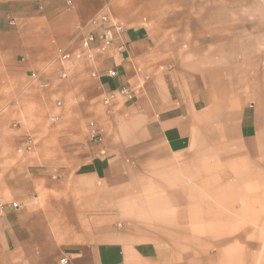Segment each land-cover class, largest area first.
<instances>
[{
    "label": "crops",
    "instance_id": "obj_1",
    "mask_svg": "<svg viewBox=\"0 0 264 264\" xmlns=\"http://www.w3.org/2000/svg\"><path fill=\"white\" fill-rule=\"evenodd\" d=\"M62 258L264 264V0H0V264Z\"/></svg>",
    "mask_w": 264,
    "mask_h": 264
},
{
    "label": "built area",
    "instance_id": "obj_2",
    "mask_svg": "<svg viewBox=\"0 0 264 264\" xmlns=\"http://www.w3.org/2000/svg\"><path fill=\"white\" fill-rule=\"evenodd\" d=\"M122 30L121 24L112 20L107 11L101 10L94 14L85 25L77 26V31L80 35V48L73 52L67 53L63 50H57L56 57L62 61H66L71 58L81 59L92 58L93 52H104L112 44L114 39V33H119ZM123 44L118 46V50H123ZM95 75V74H93ZM108 76H114L115 71L110 69L107 70ZM65 76V73H62ZM133 90L128 86H122L117 89L108 90L102 95V102L104 104H109L111 101L115 100L118 96H123L125 98H131ZM90 127L93 126L92 123L89 124ZM98 138V133L91 132L89 136L90 141H95ZM32 140L27 139L28 146H30ZM15 206V204H12ZM61 264H68L66 258L60 260Z\"/></svg>",
    "mask_w": 264,
    "mask_h": 264
},
{
    "label": "rangeland",
    "instance_id": "obj_3",
    "mask_svg": "<svg viewBox=\"0 0 264 264\" xmlns=\"http://www.w3.org/2000/svg\"><path fill=\"white\" fill-rule=\"evenodd\" d=\"M258 18H262L263 16H257Z\"/></svg>",
    "mask_w": 264,
    "mask_h": 264
}]
</instances>
